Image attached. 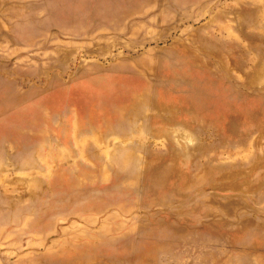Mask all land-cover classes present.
I'll list each match as a JSON object with an SVG mask.
<instances>
[{"label": "rangeland", "instance_id": "1", "mask_svg": "<svg viewBox=\"0 0 264 264\" xmlns=\"http://www.w3.org/2000/svg\"><path fill=\"white\" fill-rule=\"evenodd\" d=\"M0 264H264V0H0Z\"/></svg>", "mask_w": 264, "mask_h": 264}, {"label": "bare ground", "instance_id": "2", "mask_svg": "<svg viewBox=\"0 0 264 264\" xmlns=\"http://www.w3.org/2000/svg\"><path fill=\"white\" fill-rule=\"evenodd\" d=\"M140 95H141V93L139 92V91H130L129 92V95H128V98L130 99V100H132L133 102H135V101H137L138 100V98L140 97ZM122 107L119 109L120 111L119 112H121L122 110Z\"/></svg>", "mask_w": 264, "mask_h": 264}]
</instances>
